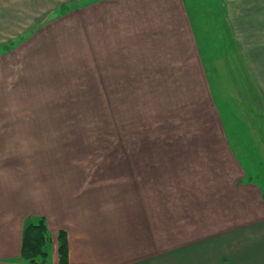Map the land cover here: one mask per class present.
<instances>
[{"label": "crops", "instance_id": "crops-1", "mask_svg": "<svg viewBox=\"0 0 264 264\" xmlns=\"http://www.w3.org/2000/svg\"><path fill=\"white\" fill-rule=\"evenodd\" d=\"M199 1L204 4L196 5ZM261 2L0 0V99L7 83L12 80L19 85L26 78L39 83L48 80L45 98H67L68 92L77 90L73 74L82 67L79 59L92 60L91 74L99 81L101 74L109 76L113 72L94 53L98 51H107L103 58L107 57L116 69L125 65L121 60L134 61L127 72L154 83H178L181 58L186 67H202L205 82L196 93L198 109L192 110L193 118L188 115V126L180 124L187 126L189 140L180 144L168 139L164 144L169 145V152L163 154L162 163L149 159L133 166L131 174L135 178L136 168L143 170L144 175L138 185L131 183L139 195L128 200L129 219L133 207L135 216L151 225L149 220L156 226L159 220H170L178 207L185 219L186 208L179 204L186 200V233L195 243L189 264H264V55L260 53L264 52V35L253 28L252 32L237 29V24L246 21L249 14L248 19L259 14V25L264 24ZM242 3L252 4L253 11H236ZM73 43L76 52H69ZM254 50L256 55L250 54ZM141 52L153 53L143 62L145 66L149 62L151 67L136 68L143 57ZM230 63L241 66L236 77H231L230 71L226 79L213 73L222 68L225 75ZM201 73L192 76L189 72L183 77L190 83L194 77L198 80ZM228 80L247 85L238 90L231 85L235 89L231 90L225 84ZM225 88L230 89V94L225 93ZM188 95L192 104L195 94ZM59 106L57 102L54 107ZM51 108L43 107L42 116L53 113ZM3 114L0 108V130L4 129ZM8 126L11 130H25L21 122L7 123ZM16 140L19 139L0 138V264H31L23 255L25 229L31 223H39L42 217L52 232L46 264H61L56 232L63 226L69 230L66 261L62 264H126L132 255L130 250L125 246H119V250L112 247L116 239L104 235V228L100 231L94 209L88 207L89 213L84 214V206L76 204L75 208L82 210L56 213L53 201L59 198L43 179L50 173L46 163L51 156L31 153L33 148L29 147H35V139H25V143ZM17 144L26 145L28 153L17 150ZM183 177L193 179L194 188L187 195L184 191L185 196L170 198H174L173 203L164 202V197L168 200L178 193L179 178ZM142 227L149 229L146 224ZM34 230L33 227L28 231V247ZM163 241L160 238L154 248H162ZM201 245L203 251L196 250ZM160 262L163 264V260Z\"/></svg>", "mask_w": 264, "mask_h": 264}, {"label": "rangeland", "instance_id": "rangeland-1", "mask_svg": "<svg viewBox=\"0 0 264 264\" xmlns=\"http://www.w3.org/2000/svg\"><path fill=\"white\" fill-rule=\"evenodd\" d=\"M195 4L201 5L204 2L199 1ZM261 4L259 8L264 9V0ZM236 11L241 14L252 12L253 5L242 3L237 6ZM249 15L246 16V21L236 23L237 29L239 27L240 30L252 32L253 28L264 35V24L259 25L258 22L259 14L248 19ZM75 46L76 44L73 43L68 51L76 52ZM101 47L102 50L103 46ZM94 53L100 56L101 60H105L113 72L109 76L101 74L103 77L99 81L96 75L91 74L92 60L79 59L82 67L78 68L77 74H73V78L76 79L74 87H77V90L68 92L69 96H65L67 98L61 97L62 99L59 100L45 98L47 90L44 91V88L48 80L39 83L26 78L20 81L19 85L12 80L7 83V90L0 99V108L4 111V129L0 130V138L19 139L16 142L22 141L21 143H25V139H35V147H29L33 148L31 153L51 156V161L46 163L50 166V173L43 179L50 183L53 195L59 198L53 201L56 213L65 210L61 212L67 211L70 214L77 208L82 210L81 207L75 208L76 204L84 206V214L89 213L88 207L94 209L100 223L98 225L101 228L100 231L104 228L106 231L104 235L107 237L110 235V238L116 239L117 243H114L112 247L119 250V246H125L130 250L132 255L125 261L126 264H160L162 260L163 264H189V254L195 251L191 246L195 243L190 241L193 237L186 233L188 201L185 200L181 203L182 205L179 204L186 208L185 219H182L183 211L180 212L178 207L172 213L173 217L170 220L166 219L163 223L159 220L158 226L153 225L150 220L149 223L152 225L139 220L134 214V207L132 219H129L131 210L127 203L132 196L139 195V192H135L138 189L131 183L138 185L139 179H143L144 175L143 170L136 168L138 176L135 178L133 173L131 174L132 170H135L133 166L140 165L143 163L142 160L149 159L162 163L163 154L169 152V145L164 144L168 139L180 144L189 140L186 130L189 124L185 123L189 114L193 118L192 110L198 109L196 93L199 85L201 84L203 88V82H205L201 73L203 68L191 66V64L190 67H186L181 58L178 68L180 72L177 75L178 83L167 81L154 83L150 80L146 81L147 77L135 78L133 74L127 72L129 64L134 65V61L127 63L128 61L121 60V63L125 64L124 68L116 69L114 65L109 64L107 57L103 58L107 51ZM253 53L256 55L255 50L250 51V54ZM260 53L264 55V52ZM151 54L153 53L141 52L140 55L143 57L138 60L136 68L151 67L149 62L147 66L143 63L148 61V55ZM231 64L227 66L225 75L222 68L218 70L211 68V71L222 73L221 76L217 75L225 79L229 71L231 77H236L240 73L241 66ZM256 64L258 61L255 62ZM158 67H160L159 64ZM80 69L82 73L79 72ZM124 72L127 74L123 75ZM189 72L192 76L201 73V77L197 76L198 80L194 77L188 83L183 76ZM46 78L49 79L48 76ZM234 81L235 84L229 80L228 84H225L231 90H238L247 85L242 81ZM230 89L225 88V93L230 94L227 93ZM187 92L195 94L192 104L189 102L191 97ZM180 95L183 97L180 98ZM57 102L61 105L59 109L54 107ZM45 106L53 107L51 108L53 113L42 116ZM19 108L25 109L22 110L23 112L15 113ZM199 115L200 112L197 117ZM43 117L46 120H43ZM11 122H21V125H25V130L20 131L18 128L11 130L12 127L9 126L7 130L6 125L7 123L10 125ZM180 124L187 126L180 127ZM157 138L159 140H156ZM29 148L20 144L16 147L17 150L25 153H28ZM177 148L174 150L176 151ZM129 161L130 164H128ZM39 177V175L36 176V178ZM169 183L171 184V180ZM179 183H177L180 185L177 189L178 193L170 195L168 200L164 197V202L173 203L174 198H170L185 196L184 191L187 190V195L188 191L190 192L195 186L193 179L187 177L179 178ZM68 198L74 200L70 201ZM144 224L149 226L148 230H143ZM151 227L154 228L151 229ZM47 229L52 242V232L48 225ZM68 230V227L63 226L56 232L61 264L66 261ZM160 238L165 239L163 247L154 248ZM203 249L204 246L201 245L196 250L203 251ZM200 254L203 255V253Z\"/></svg>", "mask_w": 264, "mask_h": 264}, {"label": "trees", "instance_id": "trees-1", "mask_svg": "<svg viewBox=\"0 0 264 264\" xmlns=\"http://www.w3.org/2000/svg\"><path fill=\"white\" fill-rule=\"evenodd\" d=\"M33 227L36 228V230H34L32 244L30 247H28L26 244L30 233H28V231L29 229H33ZM49 242H51V236L47 229L45 218L42 217L39 220V223H31V225L26 227L23 255L27 257L29 263L31 264H46L48 262L50 252Z\"/></svg>", "mask_w": 264, "mask_h": 264}]
</instances>
